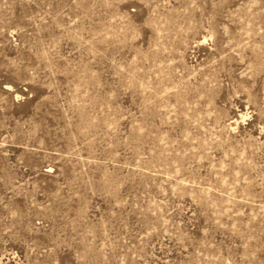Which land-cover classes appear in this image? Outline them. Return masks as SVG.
Listing matches in <instances>:
<instances>
[{
  "label": "rangeland",
  "instance_id": "374dc122",
  "mask_svg": "<svg viewBox=\"0 0 264 264\" xmlns=\"http://www.w3.org/2000/svg\"><path fill=\"white\" fill-rule=\"evenodd\" d=\"M0 264H264V0H0Z\"/></svg>",
  "mask_w": 264,
  "mask_h": 264
}]
</instances>
